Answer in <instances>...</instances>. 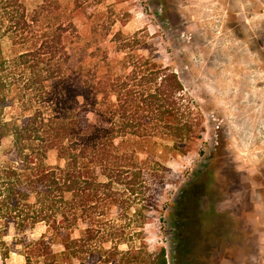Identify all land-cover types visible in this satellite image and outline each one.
I'll return each mask as SVG.
<instances>
[{
	"label": "trees",
	"instance_id": "16d2710c",
	"mask_svg": "<svg viewBox=\"0 0 264 264\" xmlns=\"http://www.w3.org/2000/svg\"><path fill=\"white\" fill-rule=\"evenodd\" d=\"M27 1L0 0V264L12 253L24 264H169L144 229L168 160L203 140L178 74L139 54L149 36L139 31L113 35L122 72L111 62L72 71L75 23L60 0L33 10ZM50 151L62 165L47 163ZM203 191L194 179L172 206L181 264H203L213 251L201 229ZM39 225L46 231L33 236Z\"/></svg>",
	"mask_w": 264,
	"mask_h": 264
},
{
	"label": "rangeland",
	"instance_id": "374dc122",
	"mask_svg": "<svg viewBox=\"0 0 264 264\" xmlns=\"http://www.w3.org/2000/svg\"><path fill=\"white\" fill-rule=\"evenodd\" d=\"M60 2L77 27L72 71H105L111 62L122 72L113 35L148 33L139 54L175 70L201 123L203 140L168 160L159 210L144 229L149 248L163 246L169 264H181L170 214L181 189L195 179L204 186L202 233L214 242L203 264H264V0ZM38 4L27 1L29 10ZM4 49L11 53L8 42ZM10 145L8 138L1 157ZM47 163L63 164L55 151ZM45 231L39 225L31 233ZM16 235L10 230L6 242ZM6 262L25 260L12 253Z\"/></svg>",
	"mask_w": 264,
	"mask_h": 264
}]
</instances>
